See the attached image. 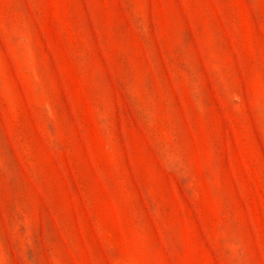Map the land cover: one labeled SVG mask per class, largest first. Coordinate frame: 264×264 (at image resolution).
I'll return each mask as SVG.
<instances>
[{
    "label": "rangeland",
    "instance_id": "obj_1",
    "mask_svg": "<svg viewBox=\"0 0 264 264\" xmlns=\"http://www.w3.org/2000/svg\"><path fill=\"white\" fill-rule=\"evenodd\" d=\"M0 264H264V0H0Z\"/></svg>",
    "mask_w": 264,
    "mask_h": 264
}]
</instances>
